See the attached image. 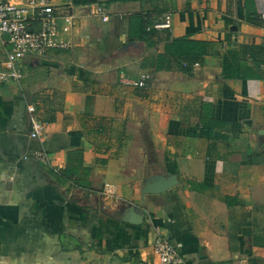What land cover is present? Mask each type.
<instances>
[{
  "label": "crops",
  "instance_id": "crops-1",
  "mask_svg": "<svg viewBox=\"0 0 264 264\" xmlns=\"http://www.w3.org/2000/svg\"><path fill=\"white\" fill-rule=\"evenodd\" d=\"M50 1L79 16L61 34L70 46L22 59L19 81L0 84V264H159L157 228L182 264H264L261 0ZM88 4H103L108 20ZM163 13L171 29L147 33ZM178 37L205 41L206 54L156 68ZM143 71L146 88L119 80ZM28 104L41 140L28 135ZM41 145L49 165L23 158ZM155 174L177 184L142 196Z\"/></svg>",
  "mask_w": 264,
  "mask_h": 264
},
{
  "label": "built area",
  "instance_id": "built-area-1",
  "mask_svg": "<svg viewBox=\"0 0 264 264\" xmlns=\"http://www.w3.org/2000/svg\"><path fill=\"white\" fill-rule=\"evenodd\" d=\"M83 9L89 16L98 17L103 22L108 20V10L103 4H88ZM259 14L264 22V0H261ZM78 17L73 6H58L50 0H25L22 4L12 0H0V43L6 48L3 61L0 62V84L19 81L22 59L43 57L53 48H68L70 41L61 37V34L70 33L78 22ZM171 27L170 14L163 13L150 21L145 31L154 34L170 30ZM259 65L264 70V46ZM151 79L152 74L149 71L131 77L121 72L119 76L122 84L136 89L146 88ZM26 110L30 123L28 135L31 139L41 140L44 123L33 104H28ZM28 157L46 165L50 164L49 153L42 145L23 156L25 159ZM179 247V244H172L160 229H156L153 249L159 264H182Z\"/></svg>",
  "mask_w": 264,
  "mask_h": 264
},
{
  "label": "trees",
  "instance_id": "trees-1",
  "mask_svg": "<svg viewBox=\"0 0 264 264\" xmlns=\"http://www.w3.org/2000/svg\"><path fill=\"white\" fill-rule=\"evenodd\" d=\"M245 6L247 15L250 13L252 15L256 14L253 1L251 6L246 1ZM206 45V42L201 40H193L186 37L173 38L164 45L163 53L157 55L156 68H160L163 65L162 63L167 61L166 57L168 56L184 57L190 62L199 61L206 54ZM145 131L142 133V141L147 149L151 146L149 149L153 151L150 136Z\"/></svg>",
  "mask_w": 264,
  "mask_h": 264
},
{
  "label": "water",
  "instance_id": "water-1",
  "mask_svg": "<svg viewBox=\"0 0 264 264\" xmlns=\"http://www.w3.org/2000/svg\"><path fill=\"white\" fill-rule=\"evenodd\" d=\"M177 184V179L174 174L163 175H152L144 180L141 194H158L167 191Z\"/></svg>",
  "mask_w": 264,
  "mask_h": 264
},
{
  "label": "rangeland",
  "instance_id": "rangeland-1",
  "mask_svg": "<svg viewBox=\"0 0 264 264\" xmlns=\"http://www.w3.org/2000/svg\"><path fill=\"white\" fill-rule=\"evenodd\" d=\"M119 48H122V46H120ZM130 75H134V74H130ZM126 127H127L129 133L127 135H124L123 139L126 140L129 143V153L132 155V163L130 165L135 167L138 164V162L136 161V157H137V152H136L137 141L135 139H133V137L137 135V133L135 131V128H134L136 126L134 125V123H132L130 121V122H128V126H126ZM141 170L142 169H140V171Z\"/></svg>",
  "mask_w": 264,
  "mask_h": 264
}]
</instances>
